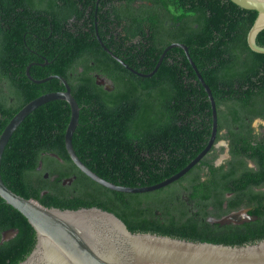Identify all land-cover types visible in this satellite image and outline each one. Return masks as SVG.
<instances>
[{
  "label": "trees",
  "instance_id": "obj_1",
  "mask_svg": "<svg viewBox=\"0 0 264 264\" xmlns=\"http://www.w3.org/2000/svg\"><path fill=\"white\" fill-rule=\"evenodd\" d=\"M148 1L174 5L180 14L175 19L167 15L175 22H142L145 11L135 12L134 0L101 1L108 6L105 12H99L102 5L98 7L101 39L141 73L155 68L169 44L188 46L215 98L218 131L229 126V168L215 166L205 156L161 189L144 193L112 190L72 161L65 146L71 108L65 100H52L32 111L11 136L1 161L3 181L16 193L47 207L97 206L111 211L133 232L231 245L264 239V192L252 190L264 180L247 168L245 158L262 165L260 170H264V160L258 158V151H249L255 149L249 130L244 135L234 128L249 126L242 116L253 117L257 103L264 105V53L253 51L247 41L258 13L232 0ZM95 4L96 0H0V74L8 75L14 68L25 70L34 58L49 60L43 69L31 71L38 79L62 75L70 84L80 105L73 135L79 158L119 185L158 183L185 167L206 146L212 130L207 92L179 47L165 53L151 76L135 73L113 58L97 38ZM90 5L93 9L89 10ZM134 14L138 15L135 22H124ZM147 28L151 49L144 56L134 38L139 33L146 35ZM257 43L264 46V29ZM37 49L41 57L30 53ZM94 73L110 79L113 88L97 84ZM12 86L16 103L0 97V133L27 102L64 89L57 78L43 83L25 78L20 86ZM74 176L71 183H63ZM243 205H250V215L257 218L223 220ZM11 231L14 234L7 236ZM35 242L36 232L28 219L0 196V264H18Z\"/></svg>",
  "mask_w": 264,
  "mask_h": 264
},
{
  "label": "water",
  "instance_id": "obj_2",
  "mask_svg": "<svg viewBox=\"0 0 264 264\" xmlns=\"http://www.w3.org/2000/svg\"><path fill=\"white\" fill-rule=\"evenodd\" d=\"M245 9L257 11L247 41L250 48L264 53V46L257 43L258 34L264 29V0H232ZM104 49L131 71L143 76L153 75L159 68L165 53L172 47H179L186 53L198 79L204 86L212 111V130L204 149L185 167L162 181L146 186H123L113 183L88 167L77 155L73 146V135L79 124L80 105L72 94L71 86L62 75H51L44 79H34L43 83L57 78L64 89L43 93L27 102L8 121L0 133V196L21 212L36 232V242L31 252L18 264H264V239L241 245L195 241L151 232H133L115 213L103 208L81 207L61 209L47 207L37 200L26 198L3 181L1 161L3 152L11 136L23 120L36 108L52 100H65L71 108V117L65 132L66 150L75 165L94 181L112 190L128 193H144L161 189L179 180L199 163L212 149L218 133V109L210 86L204 80L192 59L188 46L173 42L163 51L155 68L149 73H141L130 67L113 53L100 39ZM29 67L27 72L29 73ZM101 83V82H100ZM107 89L112 88L107 85ZM49 174L46 173V176ZM72 178L64 180L71 183ZM240 216L249 217L247 213ZM14 231L7 232V236Z\"/></svg>",
  "mask_w": 264,
  "mask_h": 264
},
{
  "label": "flooded vegetation",
  "instance_id": "obj_3",
  "mask_svg": "<svg viewBox=\"0 0 264 264\" xmlns=\"http://www.w3.org/2000/svg\"><path fill=\"white\" fill-rule=\"evenodd\" d=\"M101 1H108V0H96V4L94 6V7H96V10H95L96 33H97V38L99 36L100 39H101V36H100V34L98 32L99 21L97 19V17H98V9H99L98 7L100 5H102V7H103L99 12H105V11L108 10V6L107 5L104 6ZM114 1H118V0H114ZM133 5H134L135 12L139 13V11H141V10L145 11V14L141 17L142 22H158V21L170 22L171 20H170V18L169 19L167 18V15L170 16L171 18L174 17V19H175V17L179 16V14H180L179 8H176V6L170 5V4L167 5V6L166 5L164 6L161 2L153 3L152 1H148V0H134ZM90 9H93V7L91 5L89 7V10ZM170 9L173 11V14L170 11ZM137 16H138L137 14H134V16L133 15H128L126 17V19H124V22L125 23H127V22H135L136 19H137ZM101 21H103V20L101 19ZM171 22H175V21H171ZM100 25L102 26L103 29H105L106 31H109V29L104 28L105 26H104L103 23H100ZM129 26H130V24H129ZM146 31H147L146 35L143 34V33H141V34L139 33L134 38V42L135 43H140L141 46L143 47L142 49H143L144 56L147 55V52L151 49V44L148 43L149 42L148 39H150V31H149L148 28L146 29ZM115 34H117V32H115ZM109 36H111V34H109ZM30 53L32 55L34 54V55L39 56V57L42 56V54L39 52L38 49L37 50H33V51L31 50ZM146 63H147V61H146ZM49 64H50V62L47 59L44 62H41L40 59L38 60V59L34 58L33 60H31L27 64V66L25 67V70H22V69H18L17 70L16 68H14V71L13 70H9L8 75L5 72H4V74H0V97L1 96L2 97L3 96L7 97L9 103L10 102L11 103L12 102L16 103L17 102V97H16V95H14V93L11 92V90L13 89L12 85H16L17 84V86H20L24 82L25 78H27L28 80L34 82V79H38V78H35L33 76L31 68L33 69V68H37L38 67V68L43 69L45 66H47ZM29 65H30V67H29V73H28L27 72V67ZM23 72H24V74H23ZM34 72H37V70H34ZM51 75H55V74H49V75H47V76H45L43 78H40V79H44V78L49 77ZM94 76L97 78V80H96L97 84H99L101 86H104V88H106L107 85L109 87L113 88L112 87V81L110 79H108L107 77H105L103 75H100L98 73H94ZM12 79H15L14 82L16 84H12L11 83ZM49 80H51V79H49ZM13 90H15V89H13ZM258 92H259V90H258ZM24 96H27V93ZM242 118H243L244 122L245 121H249L250 125L249 126H245V125L236 126L234 128L239 130L244 135L247 134V130H249L250 135H251L250 136V144L255 147V149H251L249 151L251 153L258 151L257 152V153H259L258 154V158L264 160V105H263V102L261 101V102L257 103L255 115H253V117H249V116H244L243 115ZM2 119H3V116H2V114L0 112V121ZM218 126H219V123H218ZM229 136H230L229 126H224V127H222V129L220 131H218L217 137H216V141H215L212 149L206 155V160L208 162H210L211 164H213L215 166H223L225 169L229 168L230 160L232 158L231 154H230V140H229ZM244 145H245L244 142L240 143V148L242 149V151H245V150H243ZM261 154L263 156H261ZM245 161H246L247 168L255 170L257 172L255 176H263L262 180H264V170H260L262 165L258 164L251 157L245 158ZM206 170H207V166L205 167V171ZM204 173L205 172H203V174ZM48 176H46V174H45V177H48ZM75 177L76 176H74L72 179H74ZM252 190H254L256 192H264V181L261 182V184L255 186V187H252ZM227 195L230 196L231 194L228 193ZM226 204L227 203H225V205ZM242 209L245 210L244 213H246V214L248 213L250 215V211H251L252 207L250 205H243V207L238 209V210H242ZM234 211H236V210H233L230 213H232ZM229 214H227V215H229ZM256 218L257 217H252L250 215L249 217H245V218H243L241 220H237L236 222H243V221H246V220H251V219H256Z\"/></svg>",
  "mask_w": 264,
  "mask_h": 264
},
{
  "label": "rangeland",
  "instance_id": "obj_4",
  "mask_svg": "<svg viewBox=\"0 0 264 264\" xmlns=\"http://www.w3.org/2000/svg\"><path fill=\"white\" fill-rule=\"evenodd\" d=\"M245 210H236L232 213H230L229 215L225 216L223 218L224 221L226 222H236L237 220H241L243 219V216H240L241 213H243Z\"/></svg>",
  "mask_w": 264,
  "mask_h": 264
}]
</instances>
